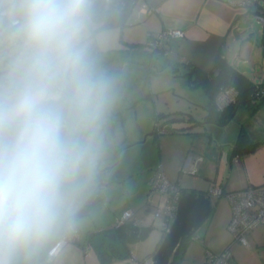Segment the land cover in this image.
Wrapping results in <instances>:
<instances>
[{"label": "clouds", "instance_id": "obj_1", "mask_svg": "<svg viewBox=\"0 0 264 264\" xmlns=\"http://www.w3.org/2000/svg\"><path fill=\"white\" fill-rule=\"evenodd\" d=\"M89 0H0V264L69 224L114 79L90 53Z\"/></svg>", "mask_w": 264, "mask_h": 264}, {"label": "rangeland", "instance_id": "obj_2", "mask_svg": "<svg viewBox=\"0 0 264 264\" xmlns=\"http://www.w3.org/2000/svg\"><path fill=\"white\" fill-rule=\"evenodd\" d=\"M251 9L264 11V2L257 0ZM238 25L239 22L235 25L236 31L232 33L233 41L229 45L227 53L228 62L233 63L235 57L240 58L237 65L242 64L245 69H249L251 72L246 71L247 76L257 80L264 73V54H262L261 48L255 45L256 41L252 40L249 30H253V28H242ZM96 27L95 22H87L88 45L95 44L96 62L101 69L113 77L114 88L109 110L97 134L96 147L89 170L77 183L73 195L87 199L102 188L98 193L99 200L94 207V211L98 215L104 216L106 204L111 199L108 194L112 197V193L118 192L111 205L122 209L127 197L130 200V196L139 192L143 186V193H149L146 182L154 175L159 164L169 180L174 182L179 177V185L189 190L198 179L202 180V178L199 173L179 172L182 166L181 162L186 154L193 156L197 155L196 153L207 152L206 156L210 157L209 151L214 148L218 155L216 159V164H218L221 153L225 154L222 149L228 144L220 145L219 142H227V139L231 138L233 134H240L242 125L249 131L251 123H253L250 118L258 119L259 124H264V108H262L260 100H256L253 107L250 104L242 106L228 124L209 123L202 116L204 94L201 88L196 91L185 89L182 83L185 84L187 79L179 76H175V78L171 75L167 76L156 62L152 64V60L146 54L136 56L130 50H127L129 51L127 54L122 53L119 48L128 46L129 49L135 46L127 45L120 38L119 27L103 28L93 35L92 30ZM259 34L264 36V26L260 27ZM4 40V35L0 31V61L4 56ZM145 46L148 50L151 49L147 44ZM135 64H138L140 69H144L143 74L134 72L126 74L129 80L125 81L126 67ZM147 97L150 99L146 104L147 109H150L148 112H146V106L141 103ZM177 111L184 113L182 115L184 120H169V116L162 117L159 119L160 124L166 122L168 130L162 133L154 130L155 114L172 115ZM172 116L170 117L172 118ZM180 118L182 119V117ZM174 128H181L184 132L169 131ZM153 130L154 132L151 133ZM139 131H143L140 138L137 135ZM252 142H256V139H252ZM230 147L234 146L230 145ZM245 159L238 171L239 174H248L250 178H259L264 171V143H258L253 147ZM220 172L217 173L218 182L222 179L226 181V174L229 173V177H231L234 171L232 169ZM105 183H108L106 190ZM152 196L161 195L154 192ZM148 207L150 209L142 216L145 222L142 224L150 228L145 236L130 243V248L134 250L135 255L141 261L153 253L166 225L163 217L154 216L158 206L152 208L151 202ZM206 218L200 226L204 224ZM87 219L85 218L83 221ZM194 233L195 231L191 234L188 244L192 248L195 245H200L197 240L192 238ZM101 236L102 233L99 234L100 238Z\"/></svg>", "mask_w": 264, "mask_h": 264}, {"label": "crops", "instance_id": "obj_3", "mask_svg": "<svg viewBox=\"0 0 264 264\" xmlns=\"http://www.w3.org/2000/svg\"><path fill=\"white\" fill-rule=\"evenodd\" d=\"M145 1L149 5L150 11H146L142 4H138L129 15L127 24L120 29V38H122L127 45H135L138 43L141 45L129 49L128 46H126L119 48V50L126 54L129 53L127 50H130V52H133L136 56H139L140 54L148 55L152 60V64L156 62L167 76L171 75L173 78H175V76L184 77L180 74L187 71L188 64L190 63L196 65L202 70H209L219 53H221L228 61L227 53L229 45L233 41L232 33L236 31L235 25L238 22L240 24L246 21L243 16L244 11L240 8L229 5L227 0ZM166 29H179L183 31V35L172 37L165 44L164 49L148 50L145 44L149 35H156ZM234 59L233 63H228L237 68L240 58L238 59L235 57ZM137 65L138 64L126 67L127 69L124 75L125 81L129 80V77H127L126 74L129 75L133 72L143 74L142 72H144V69H140ZM241 73L247 76L246 71ZM247 77L254 83H260L264 80V73H262L257 80L250 78L249 76ZM184 78L186 80V77ZM182 85L185 86V89H191L187 82L185 84L182 83ZM197 89L199 88H195L194 91ZM149 100L150 99L147 97L141 102L146 106V112L150 110L147 109L148 107L146 105ZM202 103V116L204 117L206 113L205 106L208 103L205 94ZM261 103L262 108H264V99H261ZM127 107H129V105H127ZM156 115L157 114L154 115V118ZM250 120H252L254 124L251 123V129L249 131H247L243 125L240 126V133H242L241 137L239 136V133H235L231 138L227 139V142H219L220 145L228 144L222 149L225 154L221 153L218 159V164H216L218 155L214 148L209 151V153H211V158L206 156L207 152L204 154L201 152L196 153L197 155H202L204 159L198 171L200 178H202L203 181L198 179L190 189L206 191L212 187H220L225 191H231L248 186L264 185V171H262V175L259 178H250L248 174L240 175L238 172L244 163V159L250 152H245L239 156H233V147H230V145L238 147L241 143L246 144L251 142L252 139H256V142L259 144L264 143V124H259V122H257L258 119L253 120L250 118ZM231 121L232 120L229 122ZM137 135L140 138L141 135H143V131H139ZM189 156L192 155L186 154L185 158ZM184 159L181 162L182 164ZM232 169L234 171L233 176L229 177L228 173L226 174V181L222 179L218 182L217 173L221 170L226 172L228 170L231 171ZM149 181L150 180L146 182L147 186ZM105 184L106 190L108 183ZM101 190L99 189L98 193H100ZM143 190L144 186L139 189V192L130 196V200L129 197H127V204L125 203L122 209L117 208L115 205H111L114 196L118 195V192L116 194L112 193V197L108 194V197L111 199H109L108 204H106L104 216H100L94 211L95 204L100 197L97 191H95L96 193L94 197L97 196L98 198L92 202L85 214L77 217L73 221L79 230L80 240L67 243L63 246L52 264H140L141 260L135 255L134 250L130 248V244L128 245L129 253L127 256H121L123 252L122 250H120V252L111 250L108 244L109 241H114L115 235L114 237H109L107 234L113 233V223L116 217L120 215L121 210L131 209L133 211V216L129 222L132 224L139 223L143 225L142 223L145 222L143 221L142 216L148 209H150L148 206L151 202L152 208H156L164 201L165 196L157 192L161 196L151 195L152 200L148 203V200L146 201V194L148 192L145 191L147 193L144 194ZM86 200L87 199L78 198L72 193V213L76 212ZM214 200H216V197L212 196L211 201L213 202ZM217 201L216 207L211 212L210 216L206 218L204 224L195 230L194 236L199 235L201 237L200 240H197L200 245H195L194 248L189 245L180 264H204L205 249L219 253L226 247L230 248L234 264H264V225L248 232L246 234L248 245L242 246L240 243L233 240V235L227 230V223L232 213L230 202L224 197L217 199ZM85 218L88 219L83 221ZM167 228L166 226L164 227L162 236L150 256H152L157 250ZM109 229L112 231L106 232ZM100 233H102L101 238L99 237ZM54 238L41 246L32 256L46 249ZM96 245H101L100 248L102 250L105 248L107 251L102 252L100 255L96 250Z\"/></svg>", "mask_w": 264, "mask_h": 264}, {"label": "trees", "instance_id": "obj_4", "mask_svg": "<svg viewBox=\"0 0 264 264\" xmlns=\"http://www.w3.org/2000/svg\"><path fill=\"white\" fill-rule=\"evenodd\" d=\"M89 3L91 5L90 11H89V17L88 21H93L97 24V27L92 30V34L94 35L97 31L107 28V27H119L122 29L126 24L129 15L131 14L132 10L139 4H143L147 2L145 0H89ZM148 40V39H147ZM147 44V41H146ZM261 44L264 45V37L261 38ZM134 45V44H131ZM141 44H135L134 46H140ZM89 46L90 53L95 59V53H96V46L94 43H91ZM164 49V48H161ZM96 61V59H95ZM97 63V62H96ZM174 71V70H173ZM181 76L186 77L187 83L191 89L195 88H201L202 91L204 92L205 96L208 99V103L205 106L206 107V113L204 116V119L207 120L209 123H213L215 125H224L225 122L228 120V118L231 116V113L233 112L236 103L242 102V104L239 106L241 108L242 106H246L250 104L252 107L254 104L257 102L256 100L264 99V94L258 96L261 91H264V80H262L260 83H254L252 82L245 74L241 73L235 66L231 65L228 63V61L223 57L221 53H219L214 62L212 67L209 70H202L199 67H197L194 64H188L187 71L180 74ZM232 86L237 90V97L236 101L227 107H225L223 110H218L215 105V98L219 91L222 88ZM259 103V104H260ZM238 108V109H239ZM237 113V112H236ZM235 113V114H236ZM179 114V115H176ZM234 116L231 118V120L235 117ZM173 115V116H172ZM157 114L155 116V121L153 124L154 130H158L160 133L159 129H157V123L160 122L159 119L162 117H167L169 116L170 119H175V120H184L183 116L184 113L182 112H174V114ZM175 115V116H174ZM172 116V118L170 117ZM182 117V119L180 118ZM166 120V121H169ZM190 120V119H189ZM166 123V122H165ZM164 123V124H165ZM167 126V125H166ZM168 128L166 127L163 132H166ZM170 132H175V133H183L184 131L181 128H174V129H169ZM239 136H242V133L239 134ZM258 144V142H249L246 144H242L238 147H233V156H239L245 152H250L252 151L253 147H255ZM160 166V164H159ZM157 166V169L158 167ZM156 169V171H157ZM155 171V173H156ZM181 172V169L180 171ZM154 173V174H155ZM154 176V175H153ZM152 176V177H153ZM152 179V178H151ZM151 179L148 183V191L150 192V183ZM179 184V177L174 181ZM181 189V194L187 193L188 190L182 188L179 185ZM221 189V195L215 196L216 200L212 202V210L216 207L217 204V199L223 197V194H225V191L223 188L218 187ZM197 194L203 192L206 195H208L210 198L209 194V189L206 191H197L194 189H189ZM149 194V193H148ZM95 194L91 195L85 203L74 213H72L71 218H70V223H75L73 222L77 217L82 216L85 214L89 207L91 206L92 202L96 200L98 197H94ZM122 212V211H121ZM210 212V214H211ZM209 214V215H210ZM166 222V221H165ZM171 222H166V226H170ZM114 224V223H113ZM201 224V223H200ZM200 224L195 227L191 233L185 237H182L175 248L174 252L170 256L168 264H180L181 260L183 259V256L185 254V251L188 247V244L191 239V234L193 231H195ZM76 226V225H75ZM149 226H143L139 223H130L129 221L126 222L124 225L119 226V227H112L113 231L109 229L106 232H113L115 235L114 241H109V247L111 250L115 252H120L122 250L121 256H127L129 253L128 245L139 238L145 236L149 230ZM63 228L60 229L59 232H61ZM78 229V228H77ZM79 231V230H78ZM58 235V234H57ZM195 240H200L201 237L199 235L193 236L192 238ZM80 240V238H79ZM78 240V241H79ZM77 242V241H76ZM100 246L96 245V250L97 252L101 255L102 252L107 251V249H101ZM43 251L40 253L31 256L28 260V264H34L39 260V256L43 254ZM143 261V260H142ZM141 263V261H140Z\"/></svg>", "mask_w": 264, "mask_h": 264}, {"label": "built area", "instance_id": "obj_5", "mask_svg": "<svg viewBox=\"0 0 264 264\" xmlns=\"http://www.w3.org/2000/svg\"><path fill=\"white\" fill-rule=\"evenodd\" d=\"M257 0H227V3L233 7L242 9L243 16L246 20L252 19L264 26V11L252 10V5ZM142 6L146 11H150L149 5L143 3ZM183 35L179 29H166L156 35H149L147 45L151 49H161L172 37ZM237 97V90L228 86L222 88L215 98V105L218 110H223L228 105L234 103ZM157 123V129L164 131L166 124ZM202 155L189 156L184 159L181 172L188 171L197 174L199 167L203 162ZM158 192L165 196L164 201L155 210L154 216L163 217L166 222H172L175 218L178 200L181 189L179 184L169 180L164 174L161 165L151 179L150 192L148 194V203L151 202V195ZM210 196L221 195V189L212 187L209 189ZM223 197L226 198L232 207V213L227 223V230L233 235V240L242 246H247L248 241L246 234L251 230L264 225V185L248 186L236 190L225 192ZM133 216L131 209L123 210L116 217L113 227H119L128 222ZM166 226V225H165ZM167 228V226H166ZM169 227L167 228V230ZM80 238L79 231L73 223L63 227L61 232L46 247L39 260L34 264H52L59 251L67 243L76 242ZM196 238V237H194ZM204 264H234L229 247H226L219 253L205 249ZM140 264H155L152 256L146 257Z\"/></svg>", "mask_w": 264, "mask_h": 264}, {"label": "water", "instance_id": "obj_6", "mask_svg": "<svg viewBox=\"0 0 264 264\" xmlns=\"http://www.w3.org/2000/svg\"><path fill=\"white\" fill-rule=\"evenodd\" d=\"M239 27L253 28V30H249L252 40L256 41L255 45H258L261 48L262 54H264V45L261 44V38L264 36L259 34L260 23L248 19L240 23ZM237 69L240 72L250 71L249 69H245L242 64L238 65ZM262 94H264V91H261L258 96ZM241 104L242 102L236 103L231 116L225 124L231 120ZM153 132L154 130L151 133ZM211 210V198L205 193L197 194L193 191H188L182 194L178 200L175 218L171 222L157 250L152 255L153 262L155 264H168L170 256L177 247L180 239L189 235L210 214ZM107 236L114 237V234L110 233Z\"/></svg>", "mask_w": 264, "mask_h": 264}]
</instances>
